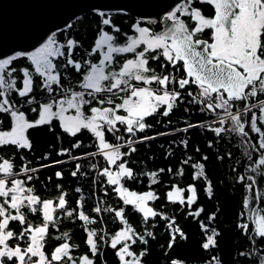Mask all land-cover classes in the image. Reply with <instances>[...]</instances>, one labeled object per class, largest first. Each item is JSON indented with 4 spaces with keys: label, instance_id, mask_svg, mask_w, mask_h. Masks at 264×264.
<instances>
[{
    "label": "snow or ice",
    "instance_id": "snow-or-ice-1",
    "mask_svg": "<svg viewBox=\"0 0 264 264\" xmlns=\"http://www.w3.org/2000/svg\"><path fill=\"white\" fill-rule=\"evenodd\" d=\"M28 2L18 23L0 22V264H101L109 248L117 264H147L164 236L165 264H187L170 255L188 239L178 216L198 225L200 264H225L219 201L201 203L217 197L213 157L243 189L231 264H264V0H155L149 12L122 0ZM38 129L55 134L54 151L36 154ZM160 138L175 166L133 161ZM53 176L57 195L43 196L36 185ZM67 221L80 222L82 244L60 231Z\"/></svg>",
    "mask_w": 264,
    "mask_h": 264
},
{
    "label": "trees",
    "instance_id": "trees-1",
    "mask_svg": "<svg viewBox=\"0 0 264 264\" xmlns=\"http://www.w3.org/2000/svg\"><path fill=\"white\" fill-rule=\"evenodd\" d=\"M128 18L122 17L120 18L121 24H126ZM81 23V30L78 35L84 34V27L87 26L88 22L83 21ZM91 29L89 28V32ZM91 37L89 36V42ZM181 115L180 111H177L175 115L172 117L175 121ZM159 128V126H158ZM31 136L34 140V146L36 150V154L39 155L41 152L45 150L54 151V149H49L50 144H58L56 141L55 134L49 133L44 129H38L31 132ZM166 138H160L157 141H153L151 145V150L149 151L145 146L141 147L140 152L133 156V161H140L142 159L147 158V156L155 155L157 159L153 162L149 160L148 168H159V167H167L169 164L175 166L176 160L175 159H165L163 155V150L158 147V144L165 143ZM199 141L202 148H204V137L202 135H198L197 133L193 132L191 136V146H194ZM67 143V142H66ZM88 141L85 140V144L87 145ZM215 149L212 152H209V155L212 156ZM179 153H177V158ZM103 163V161H101ZM133 167L139 168L142 167V164L133 163ZM67 171V169H66ZM54 169L42 172L41 177H46L48 175H52ZM208 174L212 178L213 183L216 184V192L217 197L212 201H208L207 199L202 198L201 203H204L206 209L211 210L215 207L217 202L219 201L220 207V217L217 223L220 225L222 229V235L219 237L220 242V251L224 256L225 264H231V256L234 252L236 245V240L238 239L236 230L234 228V222L237 218V214L240 210V202L241 196L243 194V189L237 187L233 189L231 186V177L228 174V164L225 163L221 166L213 157L209 161L208 165ZM185 179L187 180L188 177L186 176ZM169 180L167 174L163 176V181L166 182ZM223 181V183H220ZM71 182V177L64 181V185L67 188ZM144 184L147 185V180L145 179ZM84 189V196L87 197L89 195V189L92 187L90 183H84L81 185ZM161 185H154L153 187L162 188ZM37 189L40 190L41 194L46 197H55L57 195L55 189V177L53 176V181L49 184L47 189H44L41 184L36 185ZM74 187V185H73ZM132 188L143 191L145 190L139 183H134L131 185ZM70 202L74 205L75 200L78 198L73 195L71 192L68 196ZM95 195H92L91 198L88 200L86 204V210L90 211V209L95 204ZM114 202V201H113ZM164 203L163 201L156 202V207H160V205ZM35 219V218H33ZM133 221H135V217H132ZM179 223L183 226L186 230L188 239L186 241H178L176 246L172 249L170 255L172 257H179L187 261V264H200V258L202 255V250L199 248L200 242V233L198 229V225L194 223L191 219L185 220V217L178 216ZM80 222L77 221L75 223L71 221L65 222L60 231H70L72 233V241L77 244H82L84 239V233L79 230ZM103 227V225H101ZM113 225L111 222L108 224V228L112 229ZM162 229L157 230L158 237L162 232ZM167 241V236H164L162 239H158L156 242H153L151 247V254L147 257V264H165V255L161 253L160 246L165 244ZM57 241L52 239L50 244L54 245ZM83 251V246L82 249ZM101 264H117V260L115 255L113 254L112 250L109 248L106 252H104L103 260Z\"/></svg>",
    "mask_w": 264,
    "mask_h": 264
},
{
    "label": "water",
    "instance_id": "water-1",
    "mask_svg": "<svg viewBox=\"0 0 264 264\" xmlns=\"http://www.w3.org/2000/svg\"><path fill=\"white\" fill-rule=\"evenodd\" d=\"M138 11L149 12L153 10L155 0H122ZM29 11L28 0H0V22L6 27L15 25L22 20Z\"/></svg>",
    "mask_w": 264,
    "mask_h": 264
}]
</instances>
